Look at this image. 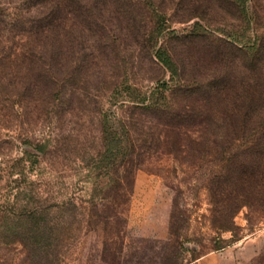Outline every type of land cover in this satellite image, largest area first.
<instances>
[{
    "label": "rangeland",
    "instance_id": "obj_1",
    "mask_svg": "<svg viewBox=\"0 0 264 264\" xmlns=\"http://www.w3.org/2000/svg\"><path fill=\"white\" fill-rule=\"evenodd\" d=\"M10 1L3 19L20 3ZM119 2L77 16L71 54L65 40L32 61L0 53V264H264V200L236 208L210 189L226 162L209 132L200 144L191 132L240 107L243 73L225 42L264 33V0H242L245 13L225 0ZM161 44L185 90L160 109L112 103L126 86L142 95L170 83ZM118 117L132 149L113 169L98 153Z\"/></svg>",
    "mask_w": 264,
    "mask_h": 264
},
{
    "label": "trees",
    "instance_id": "obj_2",
    "mask_svg": "<svg viewBox=\"0 0 264 264\" xmlns=\"http://www.w3.org/2000/svg\"><path fill=\"white\" fill-rule=\"evenodd\" d=\"M3 1L11 3L10 0ZM119 1L121 0H19L20 3L15 7L13 15L6 19H3L5 15L0 17V53L5 52L4 56L14 54L15 60L32 61L47 50L48 52L51 48L54 50L59 42L65 40L68 43L66 52L71 54L72 48L77 45V16H81L91 8H108L110 4H117ZM136 1L140 4L141 0ZM225 1L229 7L234 3L240 7L242 13H245L242 0ZM22 3H28L24 9H21ZM119 6L121 7L120 2ZM158 6L155 4L149 7L152 19L155 16L149 30V35L154 39H157V35L165 29L161 27L164 21L163 15L158 13ZM2 14L0 11V16ZM168 34L178 36L174 31H169ZM188 34L192 37V32ZM225 47L234 48L240 60V64L236 66H239L243 73L240 81L237 82L241 87V108L238 106L236 110V106H233L222 122L216 125L212 121L201 123L193 127L191 132L197 134L198 138H201L199 134L209 132L206 136L210 139L211 135V141H218L217 153L226 164L223 163L221 169L212 172L208 187L218 191L224 200L234 203L237 208L248 204L249 200L261 198L264 200V33L245 43L229 33ZM154 52L157 61L170 71V83H173V87H170L168 81H162L150 93L141 95L136 92L137 88L126 86L125 93L121 91L120 95L113 98L112 103L122 101L120 104H125V101L129 100L128 102L133 106H141L142 109H160L162 104H167L166 93L175 89L185 90L179 78L177 62L168 49L161 44ZM223 55L224 57H216L225 60L223 64L226 68L231 67L226 61L227 54ZM224 79V81L228 80V76H224ZM220 80L222 75L218 74L209 81V84L216 86L217 94L221 89L218 87ZM116 119L115 127L108 133L107 141L103 140L105 142L103 150L98 153L100 161H106L113 169L118 168L120 161L128 156L132 149L126 123L120 117ZM176 127L180 131L181 126ZM226 136L230 141H225L226 144L221 147ZM157 139L159 140V137ZM202 139L194 140L198 144L205 143L206 141ZM165 141L160 140V143Z\"/></svg>",
    "mask_w": 264,
    "mask_h": 264
}]
</instances>
